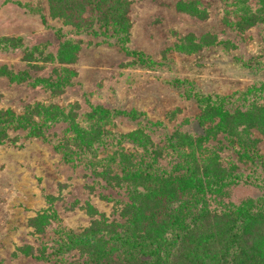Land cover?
Wrapping results in <instances>:
<instances>
[{
  "label": "rangeland",
  "instance_id": "obj_1",
  "mask_svg": "<svg viewBox=\"0 0 264 264\" xmlns=\"http://www.w3.org/2000/svg\"><path fill=\"white\" fill-rule=\"evenodd\" d=\"M245 1L248 12L259 16L262 0ZM125 2L130 22L124 42L128 52L112 38L109 45L97 44L100 38L78 35L72 26L50 18L46 0H0V38L21 40L20 47L0 50V110L11 111L16 118L38 102H55L80 122L94 107L118 110L109 130L126 134L141 128L163 145L176 131L203 134L198 123L202 96L235 94L254 86L264 98V23L244 32L232 28L230 22L234 24L239 20L236 15H241L234 10L233 0ZM181 3L193 4L200 16L183 11ZM207 34L216 36L217 47L202 49L200 62L198 54L182 53L188 36L199 43ZM64 39L82 44L74 62L65 66L68 84L55 98L33 83L55 77L49 58ZM34 49L42 56L34 53L35 59L27 62ZM233 53L241 63L231 62ZM135 111L138 119L130 116ZM68 124L51 128L54 140L48 143L31 138L26 131L8 130L0 144V264H46L39 261V254L52 252L62 229L80 233L94 219L121 221L120 202L127 200L124 187L105 189V182L91 168L64 164L54 152L52 144L65 134ZM263 129L256 138L264 155ZM216 134L219 142L226 143L224 133ZM97 151L99 158L105 157L102 147ZM177 162L170 154L155 159L156 166L167 171ZM258 176L222 183L204 197L203 206L215 213H236L250 223L263 212L259 200H264V175ZM254 246V258L244 264H264V237ZM71 255H66L69 262L82 261Z\"/></svg>",
  "mask_w": 264,
  "mask_h": 264
},
{
  "label": "trees",
  "instance_id": "obj_2",
  "mask_svg": "<svg viewBox=\"0 0 264 264\" xmlns=\"http://www.w3.org/2000/svg\"><path fill=\"white\" fill-rule=\"evenodd\" d=\"M233 2L234 10L241 15H236L239 20L234 24L230 22L232 28L244 32L264 23V0L259 16L248 12L245 0ZM46 3L50 18L72 26L74 33L100 38L97 44L109 45L112 38L121 50L127 51L124 42L130 22L125 0H46ZM179 7L194 16L201 14L193 4L181 3ZM188 37L182 53L198 54L199 62L204 58L205 48L212 51L217 47L216 36L204 35L199 43ZM13 40L0 38V50L21 46L20 38ZM81 44L80 40H62L56 54L49 58L54 63L55 77L35 79L33 86H41L58 98L68 84L69 69L65 66L74 62ZM34 53L42 56L34 49L25 60L33 61ZM231 57L232 63H241L234 53ZM258 65L255 62L256 68ZM253 89L254 86L250 91L245 88L235 94L202 96L204 105L198 123L204 128L203 134L176 131L163 145L160 141L158 145L141 128L126 134L109 130L113 117L120 114L118 110L94 107L81 122L55 102H38L27 107L18 118L11 111L0 110V144L7 138L8 130L26 131L31 138L48 143L54 140L49 130L67 122L65 134L52 144L60 160L67 165L91 168L105 182V189L117 191L124 187L127 200L120 202L121 221L117 217L111 221L94 219L80 233L62 229L57 232L52 252L40 253L39 261L63 264L66 259L67 264H76L69 262L68 254L82 259L78 264H244L254 258V241L264 237V200H259L262 216H255L250 223L236 217V213H215L202 204L204 197L222 183L254 180L259 179V174L264 175V155L256 138L264 125V98ZM130 116L138 119L139 113L135 111ZM218 132L224 133L226 143L218 141ZM97 147L104 149V158H99ZM165 154L178 160L170 171L155 164V159ZM238 165L244 169H238ZM27 250L31 252L29 247Z\"/></svg>",
  "mask_w": 264,
  "mask_h": 264
}]
</instances>
